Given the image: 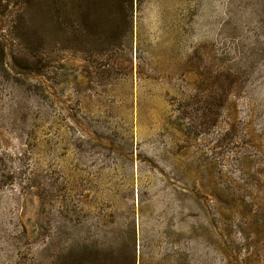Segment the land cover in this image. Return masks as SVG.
Segmentation results:
<instances>
[{
  "label": "rangeland",
  "instance_id": "obj_1",
  "mask_svg": "<svg viewBox=\"0 0 264 264\" xmlns=\"http://www.w3.org/2000/svg\"><path fill=\"white\" fill-rule=\"evenodd\" d=\"M0 264H264V0H0Z\"/></svg>",
  "mask_w": 264,
  "mask_h": 264
},
{
  "label": "trees",
  "instance_id": "obj_2",
  "mask_svg": "<svg viewBox=\"0 0 264 264\" xmlns=\"http://www.w3.org/2000/svg\"><path fill=\"white\" fill-rule=\"evenodd\" d=\"M74 250H75V249H73V248H69V250H68V256H69V254L72 253ZM77 250H81L82 252L85 253V251L87 252L88 247H87V246H82V247H80V248H77Z\"/></svg>",
  "mask_w": 264,
  "mask_h": 264
}]
</instances>
